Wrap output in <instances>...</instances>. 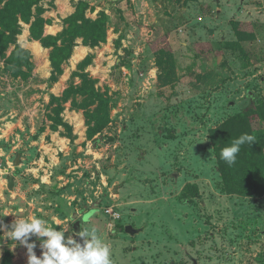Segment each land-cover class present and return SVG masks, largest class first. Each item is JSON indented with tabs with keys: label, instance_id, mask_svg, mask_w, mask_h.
Instances as JSON below:
<instances>
[{
	"label": "rangeland",
	"instance_id": "1",
	"mask_svg": "<svg viewBox=\"0 0 264 264\" xmlns=\"http://www.w3.org/2000/svg\"><path fill=\"white\" fill-rule=\"evenodd\" d=\"M80 1L88 17L107 14V40L78 39L62 74L24 21L30 76L10 74L0 54V219L57 230L82 219L112 264H264V196L222 191L210 137L251 95L264 102V0H42L45 34L63 31ZM233 20L256 39L237 43ZM88 56L85 72L110 97V121L93 135L84 110L53 101L81 82ZM10 245L22 246L0 233V264ZM16 259L27 264L26 247Z\"/></svg>",
	"mask_w": 264,
	"mask_h": 264
},
{
	"label": "trees",
	"instance_id": "2",
	"mask_svg": "<svg viewBox=\"0 0 264 264\" xmlns=\"http://www.w3.org/2000/svg\"><path fill=\"white\" fill-rule=\"evenodd\" d=\"M41 1L0 0V54L5 58L6 70L15 77L28 78L34 69L31 51L18 43L17 36L22 31L21 21L31 24L33 39L52 49L54 77L63 73V64L71 58L78 39H82L86 46H98L107 40V14L102 12L95 19L88 17V4L84 1H80L75 12L65 19L63 31L57 35L45 34V25L50 24L51 20L43 15L45 8ZM232 24L237 43L256 39L254 26L250 22L233 20ZM11 46L14 48L8 55L7 51ZM90 61L91 57L88 56L80 63L79 70L75 73L81 82L70 85L62 97H53V101L61 103L59 112L63 109L62 103L70 100L73 106L84 110L90 133L93 135L106 127L110 121V97L107 91H102L97 86V80L85 72V67ZM256 100V95H251L248 108L229 117L210 131L222 178V191L228 194L253 198L264 196V102L257 104ZM57 120V123H62L61 119ZM244 134L252 136L253 142L241 145L235 163L229 165L221 158V150ZM22 248L25 247L7 246L2 264H18L16 252Z\"/></svg>",
	"mask_w": 264,
	"mask_h": 264
},
{
	"label": "clouds",
	"instance_id": "3",
	"mask_svg": "<svg viewBox=\"0 0 264 264\" xmlns=\"http://www.w3.org/2000/svg\"><path fill=\"white\" fill-rule=\"evenodd\" d=\"M252 142V136L241 135L221 150V158L232 165L241 145ZM0 233H7L8 239L26 247L27 264H112L110 246L97 236L95 229L76 230L69 223L57 230L47 227L40 218L16 217L10 224L0 219ZM33 236L35 240L29 242ZM38 246L41 249L39 258L35 253Z\"/></svg>",
	"mask_w": 264,
	"mask_h": 264
},
{
	"label": "water",
	"instance_id": "4",
	"mask_svg": "<svg viewBox=\"0 0 264 264\" xmlns=\"http://www.w3.org/2000/svg\"><path fill=\"white\" fill-rule=\"evenodd\" d=\"M19 162H20V159H17V163H19ZM82 228H83V220L82 219H79L78 221H76L74 223V229H76V230H82ZM140 231H141L140 228H136L132 224H129V225L126 226V232L127 233H130L131 235H136Z\"/></svg>",
	"mask_w": 264,
	"mask_h": 264
},
{
	"label": "built area",
	"instance_id": "5",
	"mask_svg": "<svg viewBox=\"0 0 264 264\" xmlns=\"http://www.w3.org/2000/svg\"><path fill=\"white\" fill-rule=\"evenodd\" d=\"M0 169H1V167H0ZM110 214H111L113 217H115V218H119V217H120V214H118V213H114V211H110Z\"/></svg>",
	"mask_w": 264,
	"mask_h": 264
},
{
	"label": "bare ground",
	"instance_id": "6",
	"mask_svg": "<svg viewBox=\"0 0 264 264\" xmlns=\"http://www.w3.org/2000/svg\"><path fill=\"white\" fill-rule=\"evenodd\" d=\"M75 55H76V58L81 57V55L79 54V52L77 54H75Z\"/></svg>",
	"mask_w": 264,
	"mask_h": 264
}]
</instances>
